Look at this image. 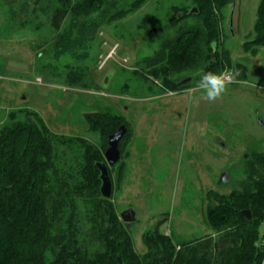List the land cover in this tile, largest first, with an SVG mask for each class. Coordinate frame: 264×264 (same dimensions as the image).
Masks as SVG:
<instances>
[{
  "label": "trees",
  "instance_id": "obj_1",
  "mask_svg": "<svg viewBox=\"0 0 264 264\" xmlns=\"http://www.w3.org/2000/svg\"><path fill=\"white\" fill-rule=\"evenodd\" d=\"M150 0H0L10 20L24 18L19 27L40 33L49 29L48 46L55 59L68 57L85 63L93 43L107 26L135 14ZM189 8H172L167 30L152 54L138 62L142 84H153L156 93L181 92L197 85L202 72H239L248 79V68L233 65L229 51L217 50L225 16L233 0H188ZM197 9V14L190 13ZM179 14V16H178ZM193 18L194 26L182 25ZM15 28V27H14ZM158 33L161 30L157 31ZM254 38L244 52L256 57L264 48V0H261ZM45 51L38 53V59ZM40 61H43L41 59ZM41 70L69 88L99 90L86 65L59 68L40 63ZM1 70V65H0ZM191 78L192 81L181 85ZM90 132L100 145L85 137L54 133L43 117L28 109H0V264H263L264 153L254 152L246 163L247 178L230 194L209 192L204 213L210 233L176 241L162 233L160 222L143 235L146 252L138 254L127 227L113 203L101 195L100 171L111 135L124 125L110 111L86 115ZM119 143L122 162L131 132ZM250 211L251 219L242 215ZM118 259L121 262H118Z\"/></svg>",
  "mask_w": 264,
  "mask_h": 264
},
{
  "label": "rangeland",
  "instance_id": "obj_2",
  "mask_svg": "<svg viewBox=\"0 0 264 264\" xmlns=\"http://www.w3.org/2000/svg\"><path fill=\"white\" fill-rule=\"evenodd\" d=\"M130 1L123 0L122 5ZM260 2L237 0L233 33L232 7L226 13L217 50L229 51L233 65L246 66L248 79L231 84L213 103L201 98L196 85L156 93V88L150 90L153 84H142L135 72L138 62L152 54V38L159 41L174 32L166 28L172 8H189L188 0H150L135 14L107 26L85 63L66 56L55 59L50 47L39 48L52 38L49 29L21 30L24 18L10 20L1 7L2 115L17 109L36 111L54 133L85 137L97 145L100 137L89 131L86 115L110 111L120 116L131 134L112 175V200L120 217L129 210L136 214L127 230L135 251L146 252L143 235L160 222L162 233L176 241L200 238L210 233L204 219L208 193L230 194L247 178L251 155L264 153V48L256 57L243 49L254 38ZM196 23L190 18L182 25ZM44 51L40 61L38 53ZM42 62L58 72L66 64L86 65L99 90L62 85L40 69ZM224 173L228 184H220Z\"/></svg>",
  "mask_w": 264,
  "mask_h": 264
},
{
  "label": "water",
  "instance_id": "obj_3",
  "mask_svg": "<svg viewBox=\"0 0 264 264\" xmlns=\"http://www.w3.org/2000/svg\"><path fill=\"white\" fill-rule=\"evenodd\" d=\"M237 0H233V7H232V13H231V19H230V28L231 32L233 33V17L235 13ZM192 14H197V9H192ZM155 32V30H154ZM211 48L213 50V54L217 51V43H212ZM192 81L191 78H188L187 80L180 83L181 85H185L187 83H190ZM262 124V123H261ZM127 133V128L125 126H121L116 133L111 135L108 140V148L105 152V162L97 164V167L100 171V180L102 182L101 185V195L103 198L110 200L113 196V184L111 181V177L109 174V169L115 166L121 158V153L119 150V143L123 139V137ZM228 173H224L221 176L220 184H228L229 183ZM242 215L245 216L248 219H251V212L250 211H244L242 212ZM121 220L126 224L127 229L130 227V224L135 222L136 220V214L133 210L126 211L121 214ZM118 262L120 263L121 260L118 259Z\"/></svg>",
  "mask_w": 264,
  "mask_h": 264
},
{
  "label": "clouds",
  "instance_id": "obj_4",
  "mask_svg": "<svg viewBox=\"0 0 264 264\" xmlns=\"http://www.w3.org/2000/svg\"><path fill=\"white\" fill-rule=\"evenodd\" d=\"M200 79L197 82L196 88L202 93L201 98L210 103L215 102L225 95L229 86L233 83H238V71H229L225 69L222 72H202L199 74Z\"/></svg>",
  "mask_w": 264,
  "mask_h": 264
},
{
  "label": "built area",
  "instance_id": "obj_5",
  "mask_svg": "<svg viewBox=\"0 0 264 264\" xmlns=\"http://www.w3.org/2000/svg\"><path fill=\"white\" fill-rule=\"evenodd\" d=\"M111 58H112V55H111ZM264 264V263H263Z\"/></svg>",
  "mask_w": 264,
  "mask_h": 264
}]
</instances>
